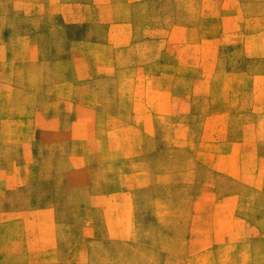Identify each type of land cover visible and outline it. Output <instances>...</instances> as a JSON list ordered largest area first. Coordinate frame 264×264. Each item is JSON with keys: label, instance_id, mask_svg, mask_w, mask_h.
<instances>
[{"label": "rangeland", "instance_id": "1", "mask_svg": "<svg viewBox=\"0 0 264 264\" xmlns=\"http://www.w3.org/2000/svg\"><path fill=\"white\" fill-rule=\"evenodd\" d=\"M0 264H264V0H0Z\"/></svg>", "mask_w": 264, "mask_h": 264}, {"label": "crops", "instance_id": "2", "mask_svg": "<svg viewBox=\"0 0 264 264\" xmlns=\"http://www.w3.org/2000/svg\"><path fill=\"white\" fill-rule=\"evenodd\" d=\"M198 189L203 190L204 186H200ZM238 196L239 195L237 193L233 194L232 199H236L237 201ZM202 201L203 199L202 197H200L198 199V204L199 202H202ZM231 219H232L231 223L233 224L236 223L234 226L232 225V228H231L232 231H235V230L238 231V224L246 221L243 219H239L238 217H235V216L231 217ZM222 222H223L222 213L217 212V210H215L213 214L209 213L208 215L205 213H202L201 211H196L193 217L188 219L189 227H188V234L186 235V239H187L186 245L189 247H192V245H194V247L195 246L197 247L196 253L198 254L202 253L204 250H206L207 244L206 243L201 244L199 242L197 246L196 244L197 241L206 240V239H216L218 237H221V235L218 233L221 232L222 230V225H221ZM205 244L206 246H204ZM210 245L217 246V248L222 247V245H219L218 243H211Z\"/></svg>", "mask_w": 264, "mask_h": 264}]
</instances>
